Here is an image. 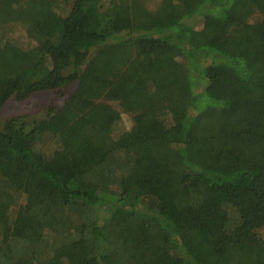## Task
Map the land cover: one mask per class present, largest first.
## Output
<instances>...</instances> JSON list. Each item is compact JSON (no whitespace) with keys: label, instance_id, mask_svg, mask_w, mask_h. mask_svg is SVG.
Instances as JSON below:
<instances>
[{"label":"trees","instance_id":"1","mask_svg":"<svg viewBox=\"0 0 264 264\" xmlns=\"http://www.w3.org/2000/svg\"><path fill=\"white\" fill-rule=\"evenodd\" d=\"M57 1L0 0V112L76 81L92 121L0 128V264H264V0Z\"/></svg>","mask_w":264,"mask_h":264},{"label":"rangeland","instance_id":"2","mask_svg":"<svg viewBox=\"0 0 264 264\" xmlns=\"http://www.w3.org/2000/svg\"><path fill=\"white\" fill-rule=\"evenodd\" d=\"M111 0H102L104 6H108ZM145 5L151 9L158 6L159 0H144ZM57 3V11L65 15L70 10L73 0L65 2L59 0ZM254 18H257L254 17ZM205 24L203 18H199L192 23L194 30L201 29ZM10 39L24 47H28L34 43V41L29 38L26 28L23 24L12 25L9 29ZM78 87V82L73 81L66 87L60 89H53L47 91H39L32 94L30 97L24 100H18L15 96H12L7 100L5 105L2 107L0 112V128L4 125L5 121L21 116L30 126H34L36 149L40 151L47 157L52 156L56 148L59 147V142L54 134L59 129V125L55 119L52 118V110H59L63 108L67 100H72L74 104L80 105V103L85 105V109H81V122L90 123L92 121V116L88 111V104L84 101L79 102L78 99H74L75 91ZM104 100V99H103ZM107 101V100H106ZM115 107L121 113V120L115 126V132L121 133L124 131L131 130L134 126V113L127 111L121 104L120 101H107ZM16 203L10 212V227L15 229H22L20 222H18V210L21 205L26 201L25 196L21 192H15ZM103 214V213H102ZM260 234L264 238V228L259 230ZM264 250L261 247L260 252Z\"/></svg>","mask_w":264,"mask_h":264}]
</instances>
